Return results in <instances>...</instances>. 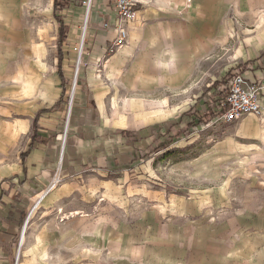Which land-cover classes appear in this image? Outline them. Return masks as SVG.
Returning a JSON list of instances; mask_svg holds the SVG:
<instances>
[{"label":"crops","instance_id":"1","mask_svg":"<svg viewBox=\"0 0 264 264\" xmlns=\"http://www.w3.org/2000/svg\"><path fill=\"white\" fill-rule=\"evenodd\" d=\"M143 1L103 75L82 67L64 137L72 60L62 61L61 79L57 48L45 29L33 28L29 9L54 0H0V264L15 263L27 216L59 164L63 182L28 221L18 264H174L167 234L174 206L145 185L155 156L149 149L159 126L187 111L167 108L171 95L218 79L222 45L236 29L231 17L245 27L235 55L241 62L229 70L243 69L261 88L262 107L241 119L237 134L264 143V128L254 127L256 120L264 127V0ZM103 3L89 21L88 60L116 36L111 25L98 27L99 13L111 14ZM77 10L74 0L63 10L69 36ZM200 96L192 103L204 113L209 101Z\"/></svg>","mask_w":264,"mask_h":264},{"label":"rangeland","instance_id":"2","mask_svg":"<svg viewBox=\"0 0 264 264\" xmlns=\"http://www.w3.org/2000/svg\"><path fill=\"white\" fill-rule=\"evenodd\" d=\"M74 1L82 7V10H77L80 16H76L78 19L72 25L75 36L71 33L69 36V26L64 25L67 31L61 47L62 61L65 56L72 60L73 73L76 64L74 48L81 42L82 27L86 19V8L81 3L83 0ZM101 1L93 0L87 19L78 86L84 65L94 67L97 76L101 64H106L110 58L105 52L110 43L106 42L100 56L86 59L91 26L89 21L93 18L94 6H101ZM104 7L108 8L106 4ZM29 9L33 28L45 29L49 35V45H55L58 51V24L55 17L64 16L67 21L65 10L54 11L53 4L49 8L47 5L40 8L32 2ZM99 15L101 21L98 27L106 30L104 24L108 23L110 15ZM260 15L257 17L258 21ZM231 18L236 29L222 45L218 58L220 72L216 74L217 80L225 81L221 86L223 89L228 80L224 76L227 77L231 71L229 67L241 62L235 55L243 41L241 29L244 25L239 19L236 21L235 17ZM224 70L229 71L224 73ZM102 75L101 73L100 77ZM72 78L73 75L71 80ZM209 82L202 87L195 82L191 89L185 88L171 95L172 99L166 107L187 111L167 120L164 128L159 126L156 145L149 149L155 156L148 168L145 185L148 189L157 190L174 206L172 231H167L168 240L173 243L171 250L174 264H264V157L258 154H264V143L256 141L258 136L238 135L241 120L233 125H226L220 122L212 124L214 119L198 127L189 126L190 123L184 118H191L196 112L197 104L192 102L196 101L198 94L201 99L207 98L208 109H217V99L214 91L210 90L214 82ZM108 83L111 85L112 82ZM254 127L264 128L258 120L254 122ZM251 145H256L259 149L256 150ZM163 202L164 200L160 205ZM165 234L163 231V239H166ZM213 246L217 249L213 250ZM17 252L18 247L16 254Z\"/></svg>","mask_w":264,"mask_h":264},{"label":"built area","instance_id":"3","mask_svg":"<svg viewBox=\"0 0 264 264\" xmlns=\"http://www.w3.org/2000/svg\"><path fill=\"white\" fill-rule=\"evenodd\" d=\"M104 4L107 5L108 11L110 14V20L108 23H105V27L109 28L110 25L113 26L116 36L113 41L110 43L109 47L106 49V55L108 57L112 56L118 50H121L127 43L128 40V26L135 19V11L136 8L141 5H146L143 0H102ZM187 3L191 0H185ZM93 0H83L81 3L86 8V19L85 23L82 27V38L81 42L74 48V52L76 55V64L74 67L73 78L71 80V84L68 89L67 96V107H66V116H65V129H64V137L66 136L67 125L69 121V116L73 104V99L75 95V91L78 87V74L79 68L81 67L82 57H83V45H84V37H85V29L87 24V19L89 16L90 8L92 6ZM105 64H101L99 69L97 70V76L100 77ZM100 73V74H99ZM225 105L226 109L224 113L216 118L212 124L216 123H224L226 125H233L240 121L243 117L249 114L259 115L262 113V107L260 105L261 95L260 89L256 84H251L244 76L243 69H236L234 73L227 80L225 86ZM64 143V141H63ZM62 143V146H63ZM60 159H62V150L60 153ZM61 161V160H60ZM60 165L54 171L51 182L48 184L47 188L41 195L40 199L34 204L31 211L29 212L25 224L23 225L20 238L24 235L26 226L28 221L30 220L33 212L38 207L41 199L47 195L50 191L57 188L62 184L63 179L60 176ZM102 199L99 200L101 202ZM57 214H61V210L57 211ZM64 216H61L58 221L62 222L64 220ZM20 238L18 242V252L15 256V263L18 264L19 261V253L21 244Z\"/></svg>","mask_w":264,"mask_h":264},{"label":"trees","instance_id":"4","mask_svg":"<svg viewBox=\"0 0 264 264\" xmlns=\"http://www.w3.org/2000/svg\"><path fill=\"white\" fill-rule=\"evenodd\" d=\"M70 0H54L53 3V10H59V11H63L65 10V8L68 6ZM57 24H58V51H57V57H58V75L59 77L62 79V74L60 72V65H61V61H62V54H61V47L63 45V43L65 42V36H66V27L63 24V21L61 20V18L59 16L55 17ZM234 73V70H231L228 74L227 77L226 75L224 76L225 78L231 77ZM225 83L224 80H217L216 82L213 83V85L211 86L210 90L214 91V96L217 99V109L211 110V109H207L205 111V113H201L199 110H196V112L192 115V119L190 122L189 126H194V127H198L201 126L203 124H208L209 122L213 121L214 119H216L217 117L221 116L225 109H226V105H225V89L221 88V86Z\"/></svg>","mask_w":264,"mask_h":264},{"label":"bare ground","instance_id":"5","mask_svg":"<svg viewBox=\"0 0 264 264\" xmlns=\"http://www.w3.org/2000/svg\"><path fill=\"white\" fill-rule=\"evenodd\" d=\"M76 214H77V213H76ZM20 239H21V238H20ZM24 241H25V236H23L22 239H21V241H20V243H22V244H21V248L23 247ZM20 251H21V250H20ZM19 256H20V253H19Z\"/></svg>","mask_w":264,"mask_h":264}]
</instances>
